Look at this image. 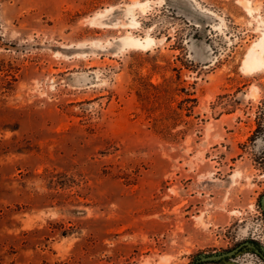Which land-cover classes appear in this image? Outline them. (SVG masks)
I'll return each instance as SVG.
<instances>
[{"label": "rangeland", "instance_id": "obj_1", "mask_svg": "<svg viewBox=\"0 0 264 264\" xmlns=\"http://www.w3.org/2000/svg\"><path fill=\"white\" fill-rule=\"evenodd\" d=\"M263 38L264 0H0V264L264 241Z\"/></svg>", "mask_w": 264, "mask_h": 264}, {"label": "water", "instance_id": "obj_2", "mask_svg": "<svg viewBox=\"0 0 264 264\" xmlns=\"http://www.w3.org/2000/svg\"><path fill=\"white\" fill-rule=\"evenodd\" d=\"M259 205L264 212V193L260 196ZM246 246L247 250H254L258 252V248L250 241H245L244 243L225 251H219L214 253H200L194 260L192 264H201L206 262H219L223 264H232L231 258L242 252L241 247Z\"/></svg>", "mask_w": 264, "mask_h": 264}, {"label": "bare ground", "instance_id": "obj_3", "mask_svg": "<svg viewBox=\"0 0 264 264\" xmlns=\"http://www.w3.org/2000/svg\"><path fill=\"white\" fill-rule=\"evenodd\" d=\"M130 44H134V45H144V44H147V43H149L150 41H151V39H149V38H146L145 40H141V39H139V38H133V37H127V39H126ZM263 40H264V38H263ZM264 42V41H263ZM261 44H262V40H261ZM260 44V45H261ZM256 45V44H255ZM258 45H259V43H258ZM259 45V46H260ZM261 48L260 49H263L262 47H264V46H260ZM251 49H253V48H251ZM259 57V56H258ZM258 57H257V54L255 53V52H251V50H250V52H249V54L247 55V58H246V62H245V64H246V66H253L254 67V65H255V67H256V65L259 63V60H258ZM264 63V62H263ZM262 63V64H263ZM261 65V64H260ZM262 66V65H261ZM253 67H251V68H253ZM258 67H259V65H258ZM250 68V67H249ZM250 68V69H251ZM258 69V68H257Z\"/></svg>", "mask_w": 264, "mask_h": 264}, {"label": "flooded vegetation", "instance_id": "obj_4", "mask_svg": "<svg viewBox=\"0 0 264 264\" xmlns=\"http://www.w3.org/2000/svg\"><path fill=\"white\" fill-rule=\"evenodd\" d=\"M263 212V211H262ZM264 213V212H263ZM245 241H250L251 243H253L257 248H258V252H255L254 250H249L251 251L252 253H254L263 263H264V241H260V240H257L256 238H252V239H246L242 242H240L239 244H237L236 246L244 243ZM235 246V247H236ZM245 245L241 247L242 251L243 250H247V248L245 249ZM234 248V247H233ZM232 249V248H231ZM237 255L233 256L231 258V260L233 258H235ZM216 263H219L220 264V261L219 262H216Z\"/></svg>", "mask_w": 264, "mask_h": 264}]
</instances>
